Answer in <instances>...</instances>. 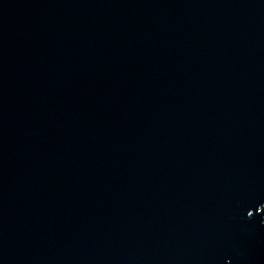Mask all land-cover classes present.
<instances>
[{
    "label": "water",
    "instance_id": "95a60500",
    "mask_svg": "<svg viewBox=\"0 0 264 264\" xmlns=\"http://www.w3.org/2000/svg\"><path fill=\"white\" fill-rule=\"evenodd\" d=\"M0 264H264V0H0Z\"/></svg>",
    "mask_w": 264,
    "mask_h": 264
}]
</instances>
